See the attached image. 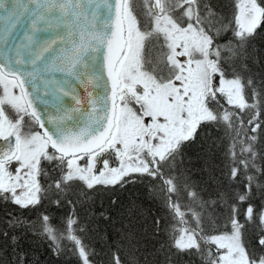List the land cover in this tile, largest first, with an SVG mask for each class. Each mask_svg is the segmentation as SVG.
Masks as SVG:
<instances>
[{"label": "snow or ice", "instance_id": "obj_1", "mask_svg": "<svg viewBox=\"0 0 264 264\" xmlns=\"http://www.w3.org/2000/svg\"><path fill=\"white\" fill-rule=\"evenodd\" d=\"M228 7L230 18L219 19L211 0H0V201L36 209L74 188L147 178L186 225L170 247L195 249L206 264H264V203L253 201L247 176L264 134V74L258 85L247 67L264 32V0ZM213 127L233 140L230 175L242 164L248 178L244 223L232 205L215 234L205 231L211 213L195 191L186 193L188 226L180 185L191 186L175 165ZM260 193L264 200V185ZM48 221L43 216L40 234L59 254L61 237ZM67 223L76 264H94L76 222ZM107 264L122 261L115 255Z\"/></svg>", "mask_w": 264, "mask_h": 264}, {"label": "trees", "instance_id": "obj_2", "mask_svg": "<svg viewBox=\"0 0 264 264\" xmlns=\"http://www.w3.org/2000/svg\"><path fill=\"white\" fill-rule=\"evenodd\" d=\"M211 3L217 10L221 4L227 6L222 12L230 18L229 0H216L219 5L214 0ZM248 51V72L259 85L264 74V55H260V51H264V32L255 36ZM253 56L260 58L252 61L250 58ZM232 143L231 136L223 128H209L200 132L199 139L177 157L176 171L182 173V181L186 179L191 186L186 190L183 182L180 185L182 195L179 203L185 219L189 221L188 226L194 221L186 207L190 201L187 191L197 192L201 201L208 202L211 219L208 213H204V228L211 234L225 230L232 205L240 207L241 222L244 223L247 201H241L240 196L248 193L247 176L253 177L251 187L256 193L253 201L264 203L260 193L264 172L257 170L264 168V134L258 136L254 143L258 154L256 166L247 170V176L242 164L238 165L236 178L230 175L233 163L229 148ZM240 148L241 144L237 142L235 151L238 157L241 156ZM193 206L199 208V203ZM45 215L49 217L48 223L53 231L61 237L59 254L54 250V242L40 234ZM68 217L76 222L74 234L94 251V264H107L109 257L115 255L119 256L122 264H206L204 256L195 249L181 252L170 247L173 236L179 234L178 229L186 225L181 224L175 212L164 205L159 187L147 178L123 187L97 185L91 190L74 188L67 197L60 198L59 204L53 197L45 199L43 205H37L36 209H22L0 201V264H76V257L71 253L72 241L66 238ZM10 221H19L20 224L13 228ZM4 232L8 233L7 237L3 236ZM253 235L249 229V242ZM200 243L206 255L210 246L203 240Z\"/></svg>", "mask_w": 264, "mask_h": 264}, {"label": "rangeland", "instance_id": "obj_3", "mask_svg": "<svg viewBox=\"0 0 264 264\" xmlns=\"http://www.w3.org/2000/svg\"><path fill=\"white\" fill-rule=\"evenodd\" d=\"M214 2H215L216 5L218 4V3H216V0H214ZM217 2H218V1H217ZM223 3L225 4V1L222 2V4H223ZM222 4H221L219 7L216 6V7L219 8L218 10L215 8V9H216V12H217V15H218V17H219V19H224V17H226V15H225L222 11H226V9H224V8H226L227 6L225 7V6L222 5ZM218 5H219V4H218ZM260 53H261L260 55H262V56L264 55V51H260ZM257 58L259 59L260 57H255V58H254V56H253V57L250 58V59H251L252 61H255ZM75 201H76V200H75ZM77 201H78V200H77ZM77 203H78V202H77ZM37 228H38V227H37ZM178 235H179V234H178ZM178 235H177V236H178Z\"/></svg>", "mask_w": 264, "mask_h": 264}, {"label": "water", "instance_id": "obj_4", "mask_svg": "<svg viewBox=\"0 0 264 264\" xmlns=\"http://www.w3.org/2000/svg\"><path fill=\"white\" fill-rule=\"evenodd\" d=\"M41 35H44V34H41Z\"/></svg>", "mask_w": 264, "mask_h": 264}]
</instances>
